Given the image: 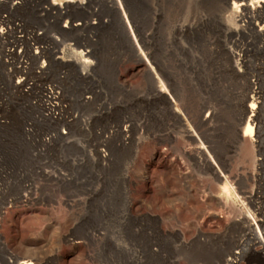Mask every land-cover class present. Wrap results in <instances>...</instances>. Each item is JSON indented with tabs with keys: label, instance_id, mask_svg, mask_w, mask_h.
<instances>
[{
	"label": "rangeland",
	"instance_id": "obj_1",
	"mask_svg": "<svg viewBox=\"0 0 264 264\" xmlns=\"http://www.w3.org/2000/svg\"><path fill=\"white\" fill-rule=\"evenodd\" d=\"M45 1L0 0L2 241L11 240L20 254L43 252L49 264H264L259 245L251 250L252 237L240 240L232 222L246 206L256 208L264 227V35H225L228 5L240 0H136L149 35H178L173 68L189 112L212 113L210 134L190 128L222 179L207 156L197 158L199 143L185 125L166 112L160 119L145 99L144 67L119 20L68 31L65 20L41 11ZM69 15L87 20L85 11ZM86 50L90 68L73 63ZM42 62L49 64L44 71ZM21 73L25 90L16 85ZM246 93L259 111L256 168L248 145L232 144ZM216 144L228 149V162L214 152ZM183 148L193 152L183 156Z\"/></svg>",
	"mask_w": 264,
	"mask_h": 264
},
{
	"label": "bare ground",
	"instance_id": "obj_2",
	"mask_svg": "<svg viewBox=\"0 0 264 264\" xmlns=\"http://www.w3.org/2000/svg\"><path fill=\"white\" fill-rule=\"evenodd\" d=\"M44 5L45 6L42 8L41 11L45 12L48 18L54 17L61 22L65 20V24L62 22L64 24L63 28L65 30L73 31V32L81 31L87 26L91 27L92 29H96L102 24L106 25L108 23H111L113 18H117L132 43L133 51L137 58V61L141 63L144 67V72L147 77V81L149 83L148 86L149 96H146L145 99H149V100L151 99L150 100V102L152 103L151 105H153L155 110H157V114L160 119H162L163 117L162 112L163 113L166 112V116H168L170 119L174 118L176 123L182 125L183 127L185 125L187 132H189L191 134V137H193L195 141L199 143L198 146H195V148H193L195 150L196 156H198L197 158H200L201 155L207 156L209 162H211L212 164L211 167L213 170V174H215V176L218 179H222L224 177L221 168L217 165V163L210 155L208 150L203 146L197 134L190 128V125L192 123L198 129L200 130L204 129L205 135L207 133L210 134L209 133V131L211 130L210 117L212 113L211 110L207 111V115L203 114L204 110H200L193 113L189 112L188 109L189 106L187 104L188 102L187 103L185 102V91L183 88V83L179 81L178 74L173 68L176 60L175 43L178 40L176 36L178 35L176 36L170 35L164 37L162 36V34H159V32L156 30L153 33V35H149V32L144 29L143 23L141 22L140 17L142 12L138 7L136 0H46ZM72 10L85 11L87 13V17H86L87 20L84 21V23H80V22L78 23L77 19L74 20L69 15ZM263 11H264V0H240L239 2H233L229 4L226 12V18L228 19L229 25L224 29L225 35L231 34L236 36L238 35V30L239 32L241 31L245 32L246 29L251 31V34L254 33L255 35L256 34L264 35V19L260 17V14ZM95 16H98L99 18V19L96 18L97 19L96 21L99 20V22L97 23L96 21L91 20ZM1 24H0V39H3L4 36L6 35V31L4 28H2ZM233 26L237 28H234ZM31 48L35 50V55L37 56V58L41 59L42 50L38 47L37 48L34 47V45H32ZM229 56L232 60L234 67L237 69L238 72H240L241 71L240 59L238 58V55L233 51H231L229 53ZM91 57L92 56H90L89 51L87 50L81 51L80 53L78 52L76 59L73 63H79L82 65L83 68H90L93 65ZM23 59L24 58L22 57L20 61L21 64H25ZM57 60L61 62H65L60 58H58ZM67 62L68 64L71 63L69 61ZM47 65L49 64H46V62H42L38 67V70L40 71L46 70ZM23 76L24 74L21 73V75L17 77L16 85L19 89L25 90L27 88L28 83L26 82L25 79H23ZM243 101H245V109L240 113L238 126L235 125L237 126L236 128L238 132L237 135L234 134L235 138L234 140H232L233 141L232 144L238 147L241 145L243 140L251 149L250 152L251 156L248 155L250 156L249 161L256 168L260 164V160L256 156V154L259 153L258 149L260 147L259 136H258L259 111H258L256 99L253 96H250L249 93H246ZM191 107H193V105H191ZM124 131L127 133L128 132L127 128L126 129L124 128ZM211 140H213V138ZM213 146L214 145H212L211 148ZM223 147L221 148L220 145L216 144L215 148L213 147L214 149H216V151H214L213 148L212 149L214 152H219V154H221V156L225 158V160H227L226 162H228L230 160V156H229L230 152L228 151V149H223ZM190 152L191 151L189 149L183 148L181 149L180 154L186 156L189 155ZM234 179L236 181H239L242 179V176L237 174L234 177ZM141 180L143 181V183L142 182L141 183L144 184L145 178L141 177ZM223 194L220 195V198L225 200V204L227 205L229 202L228 198L225 197L227 193L226 195L225 193ZM220 198L217 199L218 202L221 201ZM247 199L248 202L254 208L255 199L253 193L251 194L250 197H247ZM6 201H8V198H5V202ZM140 202L141 204L145 203L143 198L140 199ZM245 207L244 208L240 207L239 209L237 208L240 215L239 217L235 218L232 221L238 229L237 236L241 237L240 240H243L245 238L248 239L249 236H251L253 244L250 246V249L254 250L255 249L254 246L259 245L258 252L264 256L263 224H261V222L258 220L257 218L258 215L255 214V212L257 213L256 208L254 209L255 212L251 213ZM2 211H3V207L0 206V214L2 213ZM0 243L2 245L1 249L3 251L2 252L3 257L0 260V264H49L50 262L49 259L50 256L43 254V252H37L34 255L18 253L15 249L11 248V240L4 239V241H2L1 234H0ZM241 244L242 243L239 241L236 243L235 247L239 248ZM70 245L73 248L74 247L76 248L77 246H79V243L76 241H71ZM236 254H238V252L235 253L234 256L235 258H236ZM227 263L231 264L232 260Z\"/></svg>",
	"mask_w": 264,
	"mask_h": 264
}]
</instances>
